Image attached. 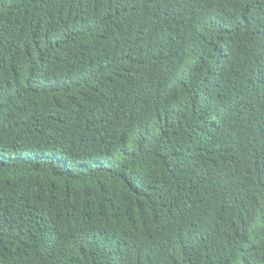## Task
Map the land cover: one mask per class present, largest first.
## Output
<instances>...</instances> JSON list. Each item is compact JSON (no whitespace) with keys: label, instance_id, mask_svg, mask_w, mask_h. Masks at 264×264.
Wrapping results in <instances>:
<instances>
[{"label":"trees","instance_id":"16d2710c","mask_svg":"<svg viewBox=\"0 0 264 264\" xmlns=\"http://www.w3.org/2000/svg\"><path fill=\"white\" fill-rule=\"evenodd\" d=\"M0 264H264V0H0Z\"/></svg>","mask_w":264,"mask_h":264}]
</instances>
